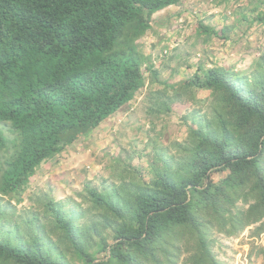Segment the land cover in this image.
Wrapping results in <instances>:
<instances>
[{"label":"trees","instance_id":"trees-1","mask_svg":"<svg viewBox=\"0 0 264 264\" xmlns=\"http://www.w3.org/2000/svg\"><path fill=\"white\" fill-rule=\"evenodd\" d=\"M181 1L0 0V123L12 135L0 128V153H10L0 159V196L23 190L43 162L129 105L145 85L143 66L162 82L138 40L155 13ZM258 20L264 23V13ZM198 27L220 35L202 22ZM257 68L250 81L230 65L198 68L175 87L194 86L215 99L211 121L190 127L188 158L174 170L157 157L152 179L131 181L139 185L122 187L120 197L89 188L100 217L81 229L54 209L63 245L57 255L40 234L26 247L12 243L2 231L8 212L0 210V264H69L68 255L84 264H224L216 234L237 237L253 227L251 236L259 238L264 57ZM156 105L159 113L171 110L159 97ZM251 250L264 253V245L252 243Z\"/></svg>","mask_w":264,"mask_h":264},{"label":"rangeland","instance_id":"rangeland-1","mask_svg":"<svg viewBox=\"0 0 264 264\" xmlns=\"http://www.w3.org/2000/svg\"><path fill=\"white\" fill-rule=\"evenodd\" d=\"M259 13H264V0H182L155 13L152 28L138 43L151 56L162 84L151 80L143 66L145 85L129 105L88 137L43 162L23 190L0 196V210L8 212V218L1 219L4 236L26 247L34 234H40L45 244H55L57 255L63 245L58 241L61 233L54 230V209L64 217L73 216L75 227L81 229L100 217L89 188L118 197L122 191L123 196L122 187L139 185L131 181L152 179V167L159 164L160 156L178 169L194 145L191 125L211 121L215 99L194 86L178 92L174 88L198 68L230 65L249 81L259 74L257 59L264 57V23L258 20ZM199 22L220 35L200 34ZM158 97L171 110L159 113ZM0 128L12 136L7 125L0 123ZM9 154L1 152L0 159ZM252 231L249 227L237 237L215 235V252L224 264H264V253L251 250L252 243L264 245V234L254 238ZM104 234L111 241L110 229ZM67 258L69 264H84L79 258Z\"/></svg>","mask_w":264,"mask_h":264}]
</instances>
